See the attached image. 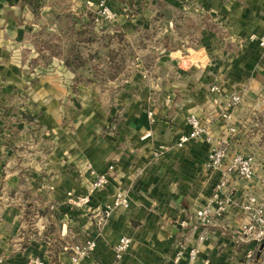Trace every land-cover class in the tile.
Segmentation results:
<instances>
[{"label": "crops", "instance_id": "obj_1", "mask_svg": "<svg viewBox=\"0 0 264 264\" xmlns=\"http://www.w3.org/2000/svg\"><path fill=\"white\" fill-rule=\"evenodd\" d=\"M86 1L45 0L35 17L20 0H0V264H70L73 247L92 238L79 264H169L193 246L194 264H264V249L246 257L240 206L263 194L264 51L249 36L264 34V0H140L129 15L116 0L124 16L103 24L90 22ZM52 10L75 23L50 21ZM101 34L123 57L114 78H92L112 73L108 61L65 66L70 45L103 54ZM190 115L206 131L178 147ZM217 146L228 156L213 168ZM236 153L254 156V179L227 171ZM102 173L107 185L91 191ZM218 189L237 204L203 227L195 212ZM68 191L88 194L87 206L70 208ZM116 191L129 206L106 216ZM121 236L131 245L116 261Z\"/></svg>", "mask_w": 264, "mask_h": 264}, {"label": "built area", "instance_id": "obj_2", "mask_svg": "<svg viewBox=\"0 0 264 264\" xmlns=\"http://www.w3.org/2000/svg\"><path fill=\"white\" fill-rule=\"evenodd\" d=\"M105 9V8H104ZM105 13V10H102ZM249 40L256 42L258 46L264 51V34H251ZM218 86H213L212 90L217 91ZM242 97L240 94H235L231 97V103L236 105L240 103ZM149 116L152 115L148 112ZM227 119L231 118V115L227 112L223 114ZM188 124L190 125L189 131L179 136L177 141L178 147H183L189 141L201 137L206 128L201 123V120L196 115H190L188 117ZM227 149L223 146L213 147L209 152V164L213 168L221 167L227 159ZM255 158L252 154L236 153L233 155L229 163L227 164V171L230 173H237L241 178L249 181L255 177L254 168ZM107 174H99L91 182L90 190L94 191L107 185ZM259 185L263 189V194H248L240 203V206L247 216V221L242 225V232L246 238L251 242L250 247L246 252L248 259H253L256 252L260 249H264V178L259 180ZM89 195H75L72 191L66 193V203L70 204L73 208H81L87 206L89 203ZM237 201L233 195H224L219 189L216 190L209 200L202 205L195 212V218L198 223L203 227L213 225L216 219L224 216ZM129 201L126 195L122 191H116L112 197L111 202L106 206L105 214L114 208H128ZM206 238V232L200 236V240ZM131 245V239L127 236H121L113 246L114 258L116 261H120ZM263 245V247H262ZM96 247V240L92 238L87 241L84 246L75 245L73 247V255L70 257V264H79L80 258L88 251L94 250ZM200 249L198 246H193L188 249H180L173 260L169 264H194ZM185 261V262H184ZM24 264H46L45 260L39 256L29 257ZM204 264H209V261H205Z\"/></svg>", "mask_w": 264, "mask_h": 264}, {"label": "trees", "instance_id": "obj_3", "mask_svg": "<svg viewBox=\"0 0 264 264\" xmlns=\"http://www.w3.org/2000/svg\"><path fill=\"white\" fill-rule=\"evenodd\" d=\"M23 5H26L33 13V15L39 16L42 10V7L45 3V0H20ZM124 5H127L130 9L129 14H135L138 10V5L140 0H118ZM164 6V5H163ZM160 14L164 18H171L172 17V11L171 9H166L161 6ZM50 21H56L55 23H75L73 18L71 16H67V14H62L60 12L52 10L49 17ZM79 29V28H78ZM75 33V26H71L69 28V34L73 35ZM41 34V33H40ZM95 37L100 39V46L103 48V54H96V55H88V56H81V53L76 50V48L73 45H70L68 48V51L66 55L64 56V64L65 66L80 70L84 69L87 64H91L92 60L96 62L110 63L108 66L113 69L112 73H109L107 71H95L92 75L93 79H96L99 82H102L104 77L106 79H112L115 77V74L118 73L120 70V66L123 62V57L119 52H116L113 48H110L111 43V36L108 34H101V35H94ZM107 59V60H106Z\"/></svg>", "mask_w": 264, "mask_h": 264}, {"label": "rangeland", "instance_id": "obj_4", "mask_svg": "<svg viewBox=\"0 0 264 264\" xmlns=\"http://www.w3.org/2000/svg\"><path fill=\"white\" fill-rule=\"evenodd\" d=\"M116 4V0H87L85 12L91 17V23H116L121 15L124 16L123 11ZM102 10H105L104 14ZM67 205L73 208L70 204Z\"/></svg>", "mask_w": 264, "mask_h": 264}, {"label": "water", "instance_id": "obj_5", "mask_svg": "<svg viewBox=\"0 0 264 264\" xmlns=\"http://www.w3.org/2000/svg\"><path fill=\"white\" fill-rule=\"evenodd\" d=\"M262 247H263V245H262Z\"/></svg>", "mask_w": 264, "mask_h": 264}]
</instances>
